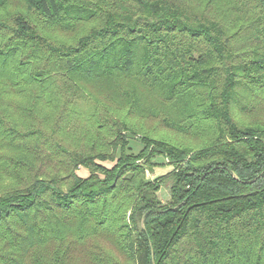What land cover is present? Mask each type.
<instances>
[{
    "label": "trees",
    "instance_id": "obj_1",
    "mask_svg": "<svg viewBox=\"0 0 264 264\" xmlns=\"http://www.w3.org/2000/svg\"><path fill=\"white\" fill-rule=\"evenodd\" d=\"M263 97L264 0H0V264H264Z\"/></svg>",
    "mask_w": 264,
    "mask_h": 264
},
{
    "label": "rangeland",
    "instance_id": "obj_2",
    "mask_svg": "<svg viewBox=\"0 0 264 264\" xmlns=\"http://www.w3.org/2000/svg\"><path fill=\"white\" fill-rule=\"evenodd\" d=\"M59 39L64 40V41L70 40V38H65L64 36L62 38H59ZM31 65H34V62H32ZM53 90L55 93L56 92L55 89H53ZM12 98L16 99V96H13ZM239 107H240V103H239ZM44 109H45L44 112L47 115L46 124H49L52 121V117L56 114V109L55 108H51L49 110H48V108H44ZM239 109L236 108L235 110H233L234 115L239 120H241L245 123H250V124H253V123L264 124V97L259 99V101H257L256 104L253 106V108L251 107L250 110H244L243 111L241 108H239ZM70 118H71V122H74L76 120L75 117H73V115H71ZM139 120L140 121H138L137 124L140 125L142 123L144 130L147 133L151 134L152 136L158 137V138H165L167 140L178 142V143H180V142L185 143V141L182 140L184 137H181L179 132H177L173 129L167 128L163 123L158 121L157 118L149 117L146 119H139ZM75 128L77 130H79L81 127L75 126ZM129 135L130 136H128V145L130 147V150L133 152H137L142 147L140 140H139L140 137L131 136V134H129ZM189 141L191 143L193 142V140L187 138L186 142H189ZM44 150H46V148ZM60 159H61V156H58L57 153L53 154L52 159L50 161L47 160L46 170L47 171L58 170L59 172L63 173V171H62L63 166L59 162ZM100 163L105 165L106 167H111L114 162L102 161ZM154 163L156 165L153 166L152 172H148V171L146 172L147 177L149 179H153V178H156L158 176H162L163 174H166L172 170V168L169 167L171 165L168 164V160L162 156L156 157L154 159ZM76 173L80 177H87L89 174L88 170L85 169L84 167H79L77 169ZM171 181H172L171 178L168 177V178H165L161 182V187H160V190L158 191L157 195H158V198L163 203L168 202V200L170 198L169 186L171 185ZM7 186H8L7 182L0 180V189H4Z\"/></svg>",
    "mask_w": 264,
    "mask_h": 264
},
{
    "label": "crops",
    "instance_id": "obj_3",
    "mask_svg": "<svg viewBox=\"0 0 264 264\" xmlns=\"http://www.w3.org/2000/svg\"><path fill=\"white\" fill-rule=\"evenodd\" d=\"M169 167L172 168V166H169ZM169 172H170V171H169ZM169 172H168V173H169ZM168 173H166V174H168ZM166 174H163V175H166Z\"/></svg>",
    "mask_w": 264,
    "mask_h": 264
}]
</instances>
